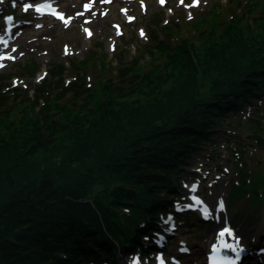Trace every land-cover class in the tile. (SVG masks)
I'll return each mask as SVG.
<instances>
[{"label":"trees","instance_id":"1","mask_svg":"<svg viewBox=\"0 0 264 264\" xmlns=\"http://www.w3.org/2000/svg\"><path fill=\"white\" fill-rule=\"evenodd\" d=\"M234 2L200 46L179 37V24L153 21L147 52L164 64L140 72L122 57L121 83L88 87L81 66L68 83L59 62L32 95L12 86L14 73L0 74V264H116L118 248L146 252L143 235L160 227L184 176L197 174L193 159L243 127L249 108L248 136L264 146V0ZM146 87L150 99H131ZM243 145L231 161L239 183L230 202L248 193L261 204L264 164L249 173Z\"/></svg>","mask_w":264,"mask_h":264},{"label":"rangeland","instance_id":"2","mask_svg":"<svg viewBox=\"0 0 264 264\" xmlns=\"http://www.w3.org/2000/svg\"><path fill=\"white\" fill-rule=\"evenodd\" d=\"M13 2L16 4L14 8L11 7ZM85 3L93 7L92 11L77 17L78 11H85ZM191 4L193 0H183V4L180 0H164V3L160 0H65L60 5L72 20L65 24L52 18L36 19L32 11H25V5L18 0H0V37L7 35V30L14 29L11 35L12 43L3 49L12 52L14 58L7 62V67L1 69L0 74L14 73L8 81L13 82L17 88L33 89L32 95L36 86L51 77L53 64L59 62H67L66 77L69 83L77 75V66L82 67L80 71L85 75L88 87L97 88L107 82L118 83L121 81L118 60L122 57L127 61L138 60L141 65L140 72L164 64L166 58L160 57L159 53L152 58L147 52L148 36L151 26L155 25L153 21H157L159 27L170 23L179 24V37L187 35L200 46L203 45L202 34L212 29L211 23L220 27L223 21H228L232 17V7L237 5L234 0H200L198 6L185 7ZM254 14L258 17L262 15L259 10L252 15ZM128 15L135 17V20L129 21ZM40 22L44 24L42 28L37 25ZM250 23L257 26L254 19L250 20ZM85 29L91 32L90 36ZM141 32L144 35H141ZM82 61L86 64L82 65ZM72 63H75L73 67ZM30 65L38 67L34 75L29 73ZM45 69L48 72L50 70V73L42 75ZM44 77L46 79H43ZM129 82L130 80L122 84L129 86ZM174 84L169 82L164 88L168 89ZM149 92L152 93L151 88L146 87L144 94H137L131 99L148 100L151 98ZM70 98L71 95H68L66 101L62 100V103L71 104ZM21 101L22 98L19 96L12 104ZM249 118L250 113H247L243 127H233L227 129L229 134L216 135L214 141L203 146L201 153L206 157L196 156L189 166L191 170L197 172V176L185 175L183 185L187 186L189 193L184 188V193L180 190L183 196L175 199L174 204L178 210L190 209L193 213L192 219L184 216L178 219L174 213L167 212L165 220L171 217V221L163 223L164 233L160 236L167 246L169 244L167 234L172 235L169 240L170 247L165 248L172 264H203L208 243L213 234L220 231L222 223L226 220L239 231L240 242L244 243L246 239L254 243L264 242V202L253 205L249 201L248 193L239 196L229 208L226 200V192L232 190L231 178L234 181L238 180L237 173L230 163L234 153H237L239 142L244 144V150L251 157L247 162L249 173L254 166L264 164V146L248 136L249 127H252ZM211 152L216 153V160L208 158ZM250 178L249 176L248 180ZM228 194L230 195L229 191ZM221 201L223 208L220 207ZM202 207L219 211L221 219L217 221L218 223L214 221L206 225L199 222L197 217ZM145 241L148 244L150 240ZM257 249L259 251V248ZM114 254L116 264H127L134 258H139L145 264H160L159 258L163 257L141 254L134 256L129 249L121 248ZM174 258L178 259L179 263L178 260L174 262ZM257 263L264 264V257Z\"/></svg>","mask_w":264,"mask_h":264},{"label":"snow or ice","instance_id":"3","mask_svg":"<svg viewBox=\"0 0 264 264\" xmlns=\"http://www.w3.org/2000/svg\"><path fill=\"white\" fill-rule=\"evenodd\" d=\"M163 2H164V0H161V3H163ZM180 3L183 4V0H180ZM199 3H200V0H193V4L185 5V7H195V6H198ZM29 7H31V5H29L28 7H25V11H27ZM35 10H36V12L41 13V14H43V12L45 10H50V14H52L54 16H57V18L63 20L65 24H67L69 22L68 19H66L62 14L57 13L56 10L52 8V5L50 3H46V4H43V5L37 6L35 8ZM191 18H192L191 17V13H189V19H191ZM85 31L88 32L89 36L91 35V32H89L87 29H85ZM141 35H144V33L141 32ZM0 42L6 43V41H0ZM3 58L4 57H0V59H3ZM7 58L8 59H13V57H11V56H9ZM0 66H2V65H0ZM193 191H195V188H193ZM198 203H202V202L198 201ZM220 207L221 208L224 207L222 201L220 202ZM205 218H207V212L206 211H205ZM169 221H171V217H169L167 220H165V223H168ZM219 236L221 238V242L223 244V247L232 248V250L236 252L237 259H238L240 251H242V249L240 251H237L236 247H233L232 245H229L223 239L225 236H233V232L230 229L226 228V229H224L223 231H221L219 233ZM237 246H238V241H237ZM182 251H187V249H182ZM213 251H218V249H213ZM161 264H164L162 259H161ZM213 264H236V261L235 260L217 261V260L214 259L213 260Z\"/></svg>","mask_w":264,"mask_h":264},{"label":"bare ground","instance_id":"4","mask_svg":"<svg viewBox=\"0 0 264 264\" xmlns=\"http://www.w3.org/2000/svg\"><path fill=\"white\" fill-rule=\"evenodd\" d=\"M89 30H90V28H88ZM238 233L239 232H237L236 231V235L234 236V239H228V244L229 245H232L233 247H235V245H237V241H238V238H237V236H238ZM220 238V236H219V234L218 233H215L213 236H212V242H214L215 240H218ZM238 244H239V241H238ZM138 264V261L137 262H133L132 260L128 263V264Z\"/></svg>","mask_w":264,"mask_h":264}]
</instances>
